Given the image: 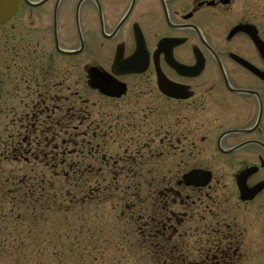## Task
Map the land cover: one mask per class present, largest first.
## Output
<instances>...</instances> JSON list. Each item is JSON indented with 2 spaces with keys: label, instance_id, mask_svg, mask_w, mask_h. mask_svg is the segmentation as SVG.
<instances>
[{
  "label": "flooded vegetation",
  "instance_id": "flooded-vegetation-1",
  "mask_svg": "<svg viewBox=\"0 0 264 264\" xmlns=\"http://www.w3.org/2000/svg\"><path fill=\"white\" fill-rule=\"evenodd\" d=\"M0 161L17 194L115 201L147 253L236 264L227 213L264 236V26L236 0H0Z\"/></svg>",
  "mask_w": 264,
  "mask_h": 264
},
{
  "label": "rangeland",
  "instance_id": "rangeland-1",
  "mask_svg": "<svg viewBox=\"0 0 264 264\" xmlns=\"http://www.w3.org/2000/svg\"><path fill=\"white\" fill-rule=\"evenodd\" d=\"M236 3L244 15L264 26V0H236ZM10 168L11 164L0 161V196L4 193L21 199H16L14 205L10 198L0 200V264H153L140 242L136 220L117 217L119 210L113 214L109 208L115 201L101 202L104 199L101 197L100 203H89L86 197L92 190L90 187H71L66 183L61 186L59 179L52 178L49 179L58 187L42 191L32 187L31 195L17 194V188L13 187L17 185L9 180L13 176L19 178L25 171L12 172ZM228 191L230 195L231 189ZM72 199L75 203L79 201L78 205L70 203L72 207L64 205L63 209V203ZM250 210L249 205L235 206L227 213L232 216L233 211L237 217L235 225L243 232L239 234L241 231L233 226V236L241 243V256L236 264H264V236L253 231ZM2 214L7 216L2 218ZM230 223L224 220V224ZM69 231L78 236L76 254L71 256L62 254L65 248L62 241ZM195 237L190 236L191 243ZM86 251L91 256L82 259ZM53 252L57 253L56 259L51 258Z\"/></svg>",
  "mask_w": 264,
  "mask_h": 264
},
{
  "label": "trees",
  "instance_id": "trees-1",
  "mask_svg": "<svg viewBox=\"0 0 264 264\" xmlns=\"http://www.w3.org/2000/svg\"><path fill=\"white\" fill-rule=\"evenodd\" d=\"M40 198H41V195H39V197L37 199L39 200ZM86 198L89 199L88 196ZM88 199H87V201H88ZM89 201H90V199H89ZM70 203L78 205L77 203H79V201L77 203H75V199L74 200L73 199L69 200V201H67V203H63V205H62L63 209H64V205H69L70 207H72V205ZM68 209H69V207H67L65 210H68ZM63 227H64V223H63ZM65 231H66V229H65ZM65 235H66L65 241H62L65 244V248L62 251V254L70 255V256L72 254L75 255L76 254V247L78 246V242H77L78 236L76 237V235L73 234L70 231H69V233H66ZM69 236H70V242L68 241ZM224 242L225 243H231L233 245L235 244L233 242H228L226 240ZM10 250H12V249H10ZM229 252H230V254L233 253V251H228L227 249H225L223 251V254L227 255V254H229ZM49 255H51V254H49ZM90 256H91V252H87L86 251V254L84 255V257L82 259H84L86 257L89 258ZM148 256L150 258H152L153 261L156 262V264H158V263H160V264H169V262H172L174 264H184V260H187V258H188L187 256H189V253L186 251L185 248H183L178 243V244H176V247L175 246L171 247L167 251H162V252H158V253H157V251L152 252V253H150L148 251ZM51 258L56 259L57 258V253L53 252V255H52ZM228 258H232L231 255H229ZM225 262H226V258H225ZM38 264H40V262ZM60 264H63V263H60Z\"/></svg>",
  "mask_w": 264,
  "mask_h": 264
},
{
  "label": "water",
  "instance_id": "water-1",
  "mask_svg": "<svg viewBox=\"0 0 264 264\" xmlns=\"http://www.w3.org/2000/svg\"><path fill=\"white\" fill-rule=\"evenodd\" d=\"M190 180V179H189ZM240 188V191H241V199L242 200H248L249 199V195H247L246 193H245V189H244V187L242 188V187H239ZM253 194V193H252Z\"/></svg>",
  "mask_w": 264,
  "mask_h": 264
}]
</instances>
